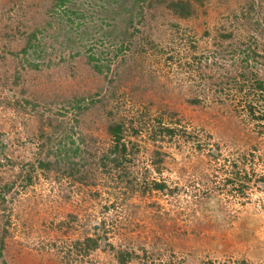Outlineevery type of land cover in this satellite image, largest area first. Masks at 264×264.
<instances>
[{
  "label": "rangeland",
  "instance_id": "rangeland-1",
  "mask_svg": "<svg viewBox=\"0 0 264 264\" xmlns=\"http://www.w3.org/2000/svg\"><path fill=\"white\" fill-rule=\"evenodd\" d=\"M55 2L0 0V141L10 143L6 153L14 162L29 161L37 151V142L27 138L37 134L38 117L30 106L27 111L10 106L22 99L37 102V112L46 116L36 99L111 95V101L122 103L120 115L133 119V125L149 126L154 124L150 120L164 116V125H176L197 139L157 142L162 162L155 166L161 158L152 155L154 146L143 134L138 138V154L126 167L129 179L163 182L177 189L174 196L136 193L123 202L124 189H114L118 178L104 169L93 180L95 186L81 189L64 177L39 172L26 189L6 194L8 210L0 218V229L6 217L10 226L3 259L7 264H67L63 261L67 245L93 235L104 221L105 229L97 231L108 240L78 264H116L108 243L134 249L139 258L131 264H264V181L260 180L264 179V127L248 121L244 99L219 85L221 79L204 81L195 72L190 75L184 57L215 49L213 42L222 27L232 30L236 39L247 37L243 22L248 11L252 26L259 22L264 28V0H208L189 20L158 14L141 29L166 54L152 49L132 55L143 64L141 72L136 69L132 74L128 70L120 74L115 68L122 58L117 51L127 20L124 8L131 3L68 0L53 9ZM30 33L36 34L35 54L32 49L23 52L24 36ZM90 53L99 65L110 67L109 72L95 73L87 61ZM231 55L225 54V61L218 59L229 65ZM29 63L38 65L39 71ZM259 74L264 79V70ZM202 89L204 94L199 95ZM192 98L201 102L188 103ZM164 110L178 114L168 119ZM71 114L58 118L70 119ZM101 116L98 111L91 113L86 117L91 121L78 130L107 147L110 140ZM18 139L20 144L15 142ZM236 163L240 174L250 177L248 183L234 177ZM68 215L78 220L59 227Z\"/></svg>",
  "mask_w": 264,
  "mask_h": 264
},
{
  "label": "trees",
  "instance_id": "trees-1",
  "mask_svg": "<svg viewBox=\"0 0 264 264\" xmlns=\"http://www.w3.org/2000/svg\"><path fill=\"white\" fill-rule=\"evenodd\" d=\"M67 1L56 0L52 8H59ZM207 1L119 0L121 6L124 2L131 4L127 8H124L127 20L124 27L121 28L118 37L121 38L117 52H119L120 56L122 55V58L116 62V70L120 74H124L125 70H128L131 74L136 69H139L137 71L141 72V69L143 70L142 62L137 59L135 60L132 55L139 56L141 53L146 54V52L152 49L155 53L166 54V51L151 39L150 33L141 29L145 28L146 22H151L158 14L170 16L178 20L193 19L197 17L199 9L205 7ZM121 12H123V9ZM252 19L251 12L248 11L247 17L243 22L248 34L247 37L242 36L236 39L237 35L235 36L232 30L222 27V31L216 34L215 41L213 42L215 49L208 51V53L195 56L193 54L188 56V53H185L184 57L188 59L186 66L190 75L195 72L204 81H217L221 79L219 85L226 86V89L233 90L241 99L243 98V107H245V111L247 112L248 121L263 130L261 126L264 127V79L260 78L259 73L264 70V28L262 25L260 26L259 22L255 27L252 26ZM232 27L237 30L236 23H233ZM251 32H254L255 35H252ZM256 35L260 37L257 38L255 37ZM24 37L26 41L23 52L27 53L29 49H32V54H35L37 49V46L34 44L36 34L30 33ZM172 48L175 51L173 46ZM191 48L194 51L196 50L193 44H191ZM228 53L232 54L231 58L228 59L230 64L224 65L219 59L225 61L224 55ZM170 59L171 57H169ZM87 61L95 73L104 75L109 72L110 67L99 65L94 54L90 53L87 56ZM29 64L30 68L39 71L38 65ZM116 75L119 77V73ZM202 90L197 93L203 95L204 89ZM235 93L233 94L236 95ZM111 100H113L111 95L109 97L104 96L99 98V93L87 96H72L59 101H41L36 99V101L42 102L44 111L48 112L46 116L44 113L37 112L38 103L34 100L27 101L26 99H22V102L16 100L14 104L10 105L20 111H27L26 107L30 106V111L38 117L39 124L36 129L38 135L36 134L27 138L29 141L33 140L34 143L37 142V151L29 161L24 159L23 161L14 162L9 156V153H6L10 143H7V141L3 142V140L0 141V183L2 184L0 185L1 219L5 218L4 213L8 210L6 194L14 189H26L32 184L33 178L39 172L44 176L54 174L57 179L64 177L81 189L95 186L93 180L104 169L107 172L106 174L111 172L112 175L118 178L119 182H115L114 189H118L119 186V188L125 190H123V202L127 198L133 197L136 193L141 197L152 195L154 192L166 193L167 195L173 196L177 193V189H169L163 182L140 181L137 183L134 177L129 179V172H127L126 167L129 166L131 160L138 154V138L143 134L145 135L146 141H151L154 146L152 155L159 158H161V153L157 142H165L167 138L170 142L175 141L176 144L180 140L185 142L192 141L193 143L197 137L194 136V133H188L187 135L184 129L178 128L176 125L175 127L164 125L162 122L164 116L150 120L154 124L149 126H145V124L133 125V119H128L125 115H120L119 108L122 106V103L119 100ZM187 102L195 105L201 101L198 98H192L187 100ZM110 104L113 108L110 107ZM95 111H98L102 115L101 120L104 121L103 118H105V124L107 125L105 133L110 140L107 147L97 145V140L91 135L85 132H79L78 130L82 126L85 127L91 121L90 119L86 121V117L88 118ZM164 111L168 119L178 114L177 112H171L169 110ZM64 113H72L71 118L66 120L64 117L58 118V116H64ZM145 114L149 116L150 113L145 112ZM45 128H48V131ZM33 137L36 139L34 140ZM20 140L18 139L15 142L20 144ZM250 156L254 158L252 154ZM159 160L161 161L154 163L155 166H158L162 162V158ZM245 160L246 157L244 162ZM233 175L237 181L241 180L244 183L250 181L247 173L243 172V174H240L237 163L233 168ZM260 180L264 181L262 178ZM231 181L233 182V180ZM225 182L230 183V179ZM245 188L247 187L243 186V191ZM18 191L16 190L15 192L18 193ZM243 191L238 189V193L241 195ZM9 200L12 203L13 197ZM68 216V220L61 221L59 227L71 226V223L78 220L74 215ZM9 226L10 223L8 222V217H6L0 229L1 264H7L1 252L5 248V239L9 235L6 228ZM100 229H105L104 221L95 227L96 231L93 235H86L81 239H76L70 247L67 245L63 261L67 264H78L79 261L84 262L90 254L98 251L101 247V241L108 240L105 234L101 235L97 231ZM60 249L62 250V248ZM108 249L112 253L116 264H131V262L139 258L134 249L129 245L120 244L116 247L108 243ZM207 264L213 263L208 262ZM240 264L244 263L241 261Z\"/></svg>",
  "mask_w": 264,
  "mask_h": 264
}]
</instances>
